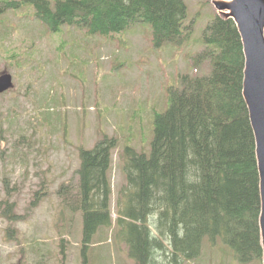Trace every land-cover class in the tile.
I'll return each instance as SVG.
<instances>
[{
    "label": "trees",
    "instance_id": "16d2710c",
    "mask_svg": "<svg viewBox=\"0 0 264 264\" xmlns=\"http://www.w3.org/2000/svg\"><path fill=\"white\" fill-rule=\"evenodd\" d=\"M33 2L35 17L53 33L70 26L113 37L142 23L151 27L157 48L182 46L193 34L184 0ZM13 6L0 0V15ZM0 39L13 61L18 54L10 49L14 39L1 31ZM200 40L204 48L188 58L196 67L205 64L203 71L183 76L181 88L170 89L169 107L155 119L149 156L124 150L126 184L118 192L115 226L110 170L117 139L105 135L94 148L80 149L76 192L68 196L70 188L63 184L59 193L72 212L82 215L84 264L89 247L99 251L97 233L113 226L134 264L197 260L205 239L229 247L239 264L262 262L260 174L243 96L242 38L233 19L216 15ZM3 204L2 215L13 220L8 215L13 207ZM61 246L64 254V240Z\"/></svg>",
    "mask_w": 264,
    "mask_h": 264
},
{
    "label": "rangeland",
    "instance_id": "374dc122",
    "mask_svg": "<svg viewBox=\"0 0 264 264\" xmlns=\"http://www.w3.org/2000/svg\"><path fill=\"white\" fill-rule=\"evenodd\" d=\"M3 1L14 6L0 15V31L14 39L10 49L18 54L12 61L0 39V72L14 80L0 96V207L8 202L14 218L0 211V264H84L82 215L59 193L63 184L68 196L76 192L80 149H92L105 135L117 139L110 171L115 226L118 192L126 184L124 150L149 156L170 89H180L185 75H201L205 64L196 67L188 56L202 51L204 30L224 15L213 5L220 0H184L192 36L182 46L159 48L148 24L113 37L70 26L53 33L35 17L33 0ZM114 226L97 233L99 251L89 247L86 264H134ZM205 241L200 258L185 264H239L229 247Z\"/></svg>",
    "mask_w": 264,
    "mask_h": 264
},
{
    "label": "water",
    "instance_id": "95a60500",
    "mask_svg": "<svg viewBox=\"0 0 264 264\" xmlns=\"http://www.w3.org/2000/svg\"><path fill=\"white\" fill-rule=\"evenodd\" d=\"M215 8L237 24L245 54L243 96L256 140L262 211L260 230L264 259V0L215 1ZM12 76L0 74V94L13 88Z\"/></svg>",
    "mask_w": 264,
    "mask_h": 264
}]
</instances>
